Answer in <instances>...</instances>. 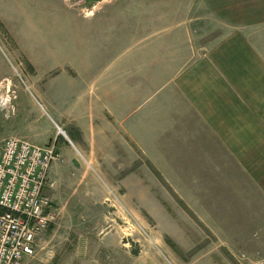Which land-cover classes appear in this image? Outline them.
I'll return each instance as SVG.
<instances>
[{"label": "crops", "instance_id": "0c3cea01", "mask_svg": "<svg viewBox=\"0 0 264 264\" xmlns=\"http://www.w3.org/2000/svg\"><path fill=\"white\" fill-rule=\"evenodd\" d=\"M141 1L131 10L104 9L110 0H87L80 8L34 0L51 8L14 15L13 28L0 10L18 44L23 20L29 29L20 46L29 61L28 89L64 133L49 125V142L60 156L70 154L65 129H76L79 153L98 163L124 158L130 170L128 151L139 146L141 172L164 179L178 198L173 207L197 209L200 223L220 225L214 229L221 247L206 255H237V243L264 256V0H174L169 10L163 0ZM146 1L157 8H145ZM49 14L62 27L78 28L70 57L60 58L35 31L40 19L54 23ZM81 46L91 57L81 55ZM47 89L62 95L59 107ZM36 130L33 123L29 137Z\"/></svg>", "mask_w": 264, "mask_h": 264}, {"label": "rangeland", "instance_id": "374dc122", "mask_svg": "<svg viewBox=\"0 0 264 264\" xmlns=\"http://www.w3.org/2000/svg\"><path fill=\"white\" fill-rule=\"evenodd\" d=\"M86 1L64 0L77 8ZM14 2L7 0L0 5L12 28L14 15L51 8V4H36L34 0ZM109 3L102 7L139 10L142 1L110 0ZM163 3L169 10L174 0H163ZM146 7L151 10L157 5L146 1ZM53 15L49 14L54 20L52 25H46V20L41 23L40 19L35 31L43 36L42 42L49 41L58 49L60 58L70 57L78 43V28L62 27ZM138 17L133 15L132 19L136 21ZM28 31L23 20L18 44L0 22V75L4 76L0 79V130L5 137L22 136L42 145L41 141L50 143L48 137L52 129L49 125L54 131L57 128L51 120L53 111H43L39 95L28 89L29 61L20 48L24 46L22 43L29 41L25 36ZM31 33L34 34V30ZM90 51L85 46L79 50L86 58L91 57ZM57 78V82H61L60 73ZM45 84L44 81L46 90ZM47 91L50 100L59 107L62 95ZM8 104L9 110L5 107ZM39 111L43 113L42 118ZM33 123L39 132L31 138L28 133ZM65 130L72 141H67L72 153L66 150L61 160L53 162L49 178L54 185L47 190L57 219L42 236L36 254L24 258L21 264H254L255 261L264 264V256L248 254L237 243L233 246L240 249L237 255H206L207 249L221 247V241L215 237L220 225L200 223L204 218L197 216V209L173 207L178 198L164 179L156 172L148 175L141 172L139 146L133 144L132 151H128L127 156H132L133 161L130 170V165L123 166L124 158L113 164L103 159L98 163L91 157L86 158L85 152L77 151L81 147L77 143L76 129ZM102 130L109 135V129ZM62 142L63 138H59L58 144ZM118 163L121 167L117 170L109 168L110 164L120 166ZM236 227L238 225L234 224Z\"/></svg>", "mask_w": 264, "mask_h": 264}, {"label": "built area", "instance_id": "2783aa9c", "mask_svg": "<svg viewBox=\"0 0 264 264\" xmlns=\"http://www.w3.org/2000/svg\"><path fill=\"white\" fill-rule=\"evenodd\" d=\"M61 159L55 143L38 145L15 136L0 140V264H21L34 256L56 222L47 190L54 185L52 164Z\"/></svg>", "mask_w": 264, "mask_h": 264}]
</instances>
